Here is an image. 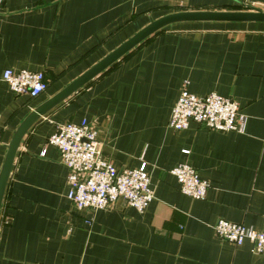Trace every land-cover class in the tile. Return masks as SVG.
<instances>
[{"label": "crops", "instance_id": "0c3cea01", "mask_svg": "<svg viewBox=\"0 0 264 264\" xmlns=\"http://www.w3.org/2000/svg\"><path fill=\"white\" fill-rule=\"evenodd\" d=\"M264 10V0H2L0 171L32 109L151 21L183 11ZM42 72L38 97L14 93L6 69ZM237 101L242 131L168 122L184 87ZM83 119L118 169L147 165L155 198L99 210L68 199V169L48 140ZM194 167L204 199L180 190L171 170ZM225 219L264 230V22H179L152 35L41 117L24 136L0 212V264H264L254 245L217 236Z\"/></svg>", "mask_w": 264, "mask_h": 264}, {"label": "built area", "instance_id": "2783aa9c", "mask_svg": "<svg viewBox=\"0 0 264 264\" xmlns=\"http://www.w3.org/2000/svg\"><path fill=\"white\" fill-rule=\"evenodd\" d=\"M1 3L2 0L0 6ZM3 80L14 93H26L31 97H38L47 89L42 72L8 68ZM243 120L234 99L215 93L198 96L185 86L172 109L168 125L174 130H184L195 122L210 130L229 132L242 131ZM48 142L59 149L62 163L68 169L67 197L77 209L96 211L123 199L142 211L155 198L146 163L134 169H118L103 155L98 131L86 119L57 125ZM171 173L177 178L182 193L194 199L206 197L210 183L201 178L194 167L180 164ZM214 228L218 237L235 245L250 241L256 253L264 254V230L225 219L219 220Z\"/></svg>", "mask_w": 264, "mask_h": 264}, {"label": "water", "instance_id": "95a60500", "mask_svg": "<svg viewBox=\"0 0 264 264\" xmlns=\"http://www.w3.org/2000/svg\"><path fill=\"white\" fill-rule=\"evenodd\" d=\"M195 21H230V22H264V10L258 7L247 5V10L236 11H183L160 17L151 21L140 31L134 34L127 41L122 43L108 55L103 57L95 65L82 73L79 77L69 83L58 93L35 107L23 119L16 129L13 138L8 146L7 153L0 171V212L6 191L8 179L12 170L21 142L28 130L41 117L50 112L56 106L74 95L78 90L86 86L100 74L108 70L122 57L141 44L143 41L166 28L169 25L179 22Z\"/></svg>", "mask_w": 264, "mask_h": 264}]
</instances>
